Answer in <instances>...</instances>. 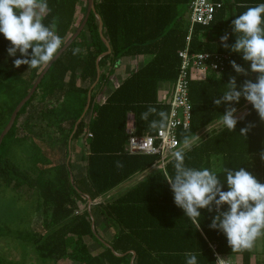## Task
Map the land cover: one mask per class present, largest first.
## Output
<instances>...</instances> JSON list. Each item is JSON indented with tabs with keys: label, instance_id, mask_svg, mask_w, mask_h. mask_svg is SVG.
I'll return each mask as SVG.
<instances>
[{
	"label": "trees",
	"instance_id": "1",
	"mask_svg": "<svg viewBox=\"0 0 264 264\" xmlns=\"http://www.w3.org/2000/svg\"><path fill=\"white\" fill-rule=\"evenodd\" d=\"M79 1L48 0V10L41 14L46 25H56L63 45L71 32ZM210 1L214 5L213 20L207 26H193L188 48L191 53L226 54L229 59L222 72H208L203 79L189 81L191 121L187 129L177 130L181 148L184 136H189L191 142L220 121L225 106H216L213 100L222 95L230 77L236 78L239 88L245 80L255 81L258 75L251 72L250 62L244 61L241 54L225 49L220 37L227 33L228 44H233L236 36L231 28L232 20L260 0ZM189 2L94 0V11L89 14L84 29L48 69L3 138L0 148L6 137L15 135L19 117L33 103L42 106L38 112L47 125L52 121L50 115L63 112L70 117L68 131L62 133L56 142L61 146L63 157L56 181L40 184L0 151V186L19 195L24 194L25 198L38 191V199L42 201L41 209L46 213L44 219L48 231L40 234L29 230L25 233V241L33 245L41 261L54 264L66 261L73 264H185V253L192 252L197 254L199 264H215V251L221 255H241L243 263L248 264L251 249L233 250L222 233L209 228L215 212L200 210L202 218L200 227L196 228L183 210L174 204L170 185L164 179L165 173H174L171 158L163 168L153 169L134 185L107 198L112 191L148 171L160 160L156 155L127 153L124 150L127 127L132 122L135 135L152 136L158 129H151L148 121L141 120V114L150 105L169 114V104L158 100V85L165 82L173 85L177 77L180 64L178 53L185 48L189 33L186 18ZM97 15L102 22V36L109 45L110 53L99 61L100 74L91 90L87 115L74 131L86 106L90 86L96 81V59L107 51L98 31ZM9 46L10 42L0 35V86L11 88L19 83L25 86L17 106L46 65L29 70L26 65L14 67L15 58L7 56ZM77 48L79 52L73 55L72 50ZM138 56L151 58L111 89L103 102H96L94 91L102 84L109 85L108 78L121 59ZM233 60L245 69V74L234 72L230 63ZM102 68L107 71L101 73ZM233 106L237 110L245 108L243 114L236 117V128L233 131L223 126L211 128L183 150L185 164L217 171L222 181V169L241 166L264 183V159H261L264 121L243 97ZM13 110L14 107L10 115ZM153 118L157 117L149 119ZM29 121L31 118L25 123L32 122ZM7 122L8 119L0 132ZM248 125L252 127L241 136L240 130ZM79 140L84 143L81 159L85 162V172L71 183L70 161L68 165L66 161L68 155L73 154V142ZM118 161L121 167L117 166ZM224 190H227L226 187ZM89 201L91 204L87 208ZM95 216L102 218L111 233L108 243L99 239ZM4 234L0 227V238ZM88 239L98 245L99 251L89 250Z\"/></svg>",
	"mask_w": 264,
	"mask_h": 264
},
{
	"label": "clouds",
	"instance_id": "2",
	"mask_svg": "<svg viewBox=\"0 0 264 264\" xmlns=\"http://www.w3.org/2000/svg\"><path fill=\"white\" fill-rule=\"evenodd\" d=\"M37 9L40 12L48 10V0H0V35L10 42L7 56L15 58L13 65L16 68L26 65L29 70L47 65L62 49L63 40L56 25H46ZM231 28L235 42L229 45L226 33L220 37L221 44L225 49L241 54L244 61L250 62L251 72L258 75L255 81L245 80L239 88L236 78L230 77L222 95L213 100L216 106H225L219 122L229 131H233L238 123L237 108L233 105L239 103L241 97L264 121V0L236 16ZM77 52L78 48L72 50L73 55ZM230 63L236 74H245V69L236 61ZM150 117L157 118L150 120ZM141 120L148 121L149 127L155 130L166 125L168 114L150 105L141 114ZM251 127L242 128L240 135L244 136ZM189 143V136H184L182 145ZM261 159H264V152ZM171 161L174 173H165L164 179L170 185L174 204L183 210L187 219L199 228L200 210L215 212L209 228L222 233L231 249L253 248L256 240L264 236V183L241 166L222 169L223 181L217 171L187 166L183 148L171 153ZM117 166H122L119 161ZM185 264H199L197 254L185 253Z\"/></svg>",
	"mask_w": 264,
	"mask_h": 264
},
{
	"label": "rangeland",
	"instance_id": "3",
	"mask_svg": "<svg viewBox=\"0 0 264 264\" xmlns=\"http://www.w3.org/2000/svg\"><path fill=\"white\" fill-rule=\"evenodd\" d=\"M85 9L86 0H80L76 6L74 23L69 36L82 21ZM37 12L40 15L42 14L39 9H37ZM102 72L103 70L101 69V73ZM127 72H129V66L125 62L113 70L114 76L117 80H119V77L123 76V74H126ZM108 79L113 80V78ZM86 86L88 87L87 84ZM103 86L105 85L102 84L101 87L93 93L95 94L96 102H101L105 98V95H102L101 93L104 90L102 89ZM24 87L25 86L21 83L12 86L11 88H8L7 86H0V128L7 121V119L9 120L8 117L10 115V110L13 107L15 108L17 101L24 93ZM41 107V105L33 103L32 106H30L26 112L19 117L17 127L19 136H21V134L28 133L26 134L27 137L32 139V137L36 136L41 138V140L34 138L32 141H24L22 139H18L15 132V135L5 138V142L1 146L0 151L5 154L9 158L10 162L16 165L18 169L27 170L29 176L33 180L43 184L45 181L53 182L52 180H57L56 175L60 172L59 168L63 163V157L61 152H57L58 149L61 150V146H58L57 150H54L51 145L58 142L62 133L68 131L70 117L64 115L63 112V115L61 113L57 115H50V119H52V121L50 125H47L38 112ZM29 118H31V121L34 123L33 126L38 125V123H42V125L37 129H33V127L31 128L30 126L24 127L25 121H28ZM39 143H46L45 148L49 152V161L45 164L46 167L44 170L40 167V161L36 157L39 149H42L44 146V144L41 146ZM83 148L84 143L81 140L73 142L72 144L73 153L75 150L80 153L83 151ZM50 151H56L54 153H56V156L59 158L57 159V157H54L53 152L50 154ZM78 163L79 169L82 171L84 167L81 166H84V164L81 160H78L77 164ZM75 166V161H72V167L75 168ZM50 170L55 173V176H53L52 173L44 174V171L50 172ZM24 196V194L19 195L9 188L0 186V227L5 231V234L0 238V264H54L49 261L44 262L38 259L33 245L28 241H25V233L29 230L34 228V231L44 234L48 231V226L46 225L44 219L46 213L41 210L42 201L38 199V191L28 198H25ZM83 207L84 205L81 206L82 209H84ZM38 213H40L41 216L38 217L39 223L36 225L35 218ZM102 221L100 222L99 217L95 216V226L99 235L102 238L107 239L105 233L102 232L105 228L107 231L109 230L105 225L106 223ZM100 236L99 239H101ZM87 244L89 250L93 252L95 246L94 242L88 239ZM58 264L73 263L66 261Z\"/></svg>",
	"mask_w": 264,
	"mask_h": 264
},
{
	"label": "built area",
	"instance_id": "4",
	"mask_svg": "<svg viewBox=\"0 0 264 264\" xmlns=\"http://www.w3.org/2000/svg\"><path fill=\"white\" fill-rule=\"evenodd\" d=\"M187 10L189 33L186 38L185 48L178 53L180 64L168 101L170 107L168 120L166 125L158 129L152 136L135 135L133 127L130 124L127 127V141L124 150L131 155H156L159 157V161H162L170 157L174 151L181 149L177 140V130L179 128L187 129L191 121L189 81L191 79H203L208 72H222L225 62L229 59V56L226 54L207 52L191 53L189 51L188 44L193 26L209 25L213 20L214 5L210 0H190ZM88 137H90V134H88ZM214 258L215 264H217L218 258L219 264H230L223 256L215 251Z\"/></svg>",
	"mask_w": 264,
	"mask_h": 264
},
{
	"label": "crops",
	"instance_id": "5",
	"mask_svg": "<svg viewBox=\"0 0 264 264\" xmlns=\"http://www.w3.org/2000/svg\"><path fill=\"white\" fill-rule=\"evenodd\" d=\"M187 17H188V13H187L186 18ZM150 58H151V56H138V57H126V58L121 59L120 64L118 66H120L123 62H125L129 66V72H127L126 74H123V76H120L119 77V80H117L115 78V76H114V73H112L109 78H113V80L112 79H109V85L108 86H106V85L103 86L102 89H104V90H103V92H101L102 95H105V98H106V96L111 92V90H110L111 89V86H112V89L115 88V87H117L128 75H130L133 71L137 70L139 67L143 66L147 61L150 60ZM102 70H103L102 73H105L107 71V70H105V68H102ZM96 82H97V80L94 83H96ZM92 85L90 86V88L92 87ZM171 92H172V84H169L167 82H165V83H159V85H158V100H159V102H161V103L162 102L163 103H168V101L170 99V96H171ZM243 109H244V107H242V108H240V109L237 110V112H236L238 114L237 117L239 115L243 114V112H244ZM33 124H34L33 122H31V123H25L24 127L30 126L31 128L33 127V129H37V128H39L42 125V123H38V125H36V126H31ZM130 124L132 126V122H130L129 125ZM16 134H17L16 137L18 139H22L24 141L25 140H31L32 141V139H34V138H37V139H40L41 140V138H38L36 136L35 137H32V139L30 137H27L26 134H28V133H26V134L24 133V134H21V136H19L18 135V130L16 131ZM39 144H41V146H42V144H44V146H43L42 149L41 148L39 149L36 157L40 161V164H39L40 167H42L43 170H44L45 167H46L45 164H47V161H49V152L45 148V146H46L45 144L46 143H39ZM51 147H52V149L57 150L58 143H56V142L53 143L51 145ZM52 152L54 153L56 151H50V154ZM57 152H62V151L58 149ZM82 153L83 152H80L79 153L77 150H75V152L72 155H70V157H69V161H70L69 181L71 183L73 182L74 179H78V178H80L81 176L84 175V172H85V162L81 159V154ZM54 157H57V159L59 158L58 156H56V153H54ZM71 160L72 161H75V163H76L75 168L72 167V161ZM78 160H81L82 163L84 164V166L83 165L81 166V167H84V169H82V171H80V169H79V163L77 164ZM69 161H68V164H69ZM66 164H67V161H66ZM51 166H54V165H51ZM161 168H163V167H161ZM25 171H27V170H25ZM49 173H52L53 176H55V173L52 172V170H50V172L44 171V174H49ZM140 175H138L136 177H133L131 180H129L128 182H126L124 185H122L119 188H117L114 191H112L107 196V198H110V197L118 194V192L122 191L126 187H129V186L134 185L139 180L138 177ZM52 181H54V180H52ZM45 182H49V181H45ZM97 202H100V201H97ZM86 206H87V208H89V203L88 202H87V205ZM39 216H41L40 213H38L37 216H36V218H35L36 225L39 223V221H38V217ZM99 220L101 222L102 221V218L99 217ZM32 230H34V228ZM34 232H36V231H34ZM102 233H105L107 239L102 238L100 235L99 236L101 237V239L105 243H108L109 242V239L111 238L110 231H107V229L105 228ZM96 251H99L98 245L97 246L96 245L94 246L93 252H96ZM221 256H223V258L226 261H228L230 264H244L243 263V258H242L241 255H221ZM248 264H264V236L258 238L256 240V242L254 243L253 248H251V255H250V258L248 260Z\"/></svg>",
	"mask_w": 264,
	"mask_h": 264
},
{
	"label": "water",
	"instance_id": "6",
	"mask_svg": "<svg viewBox=\"0 0 264 264\" xmlns=\"http://www.w3.org/2000/svg\"><path fill=\"white\" fill-rule=\"evenodd\" d=\"M94 11V0H86V9H85V13H84V16H83V19L82 21L79 23L78 27L72 32V34L68 37V39L65 41L64 45L62 46V49L58 51L57 55L54 57V59L49 62L43 69L42 71L39 73L38 77L35 79L33 85L31 86L29 92L27 93V95L17 104V106L14 108L13 112L11 113L10 117H9V120L6 124V126L3 128V130L0 132V145L2 143V140L3 138L7 135V133L10 131V129L12 128L13 124H14V121L16 119V116L17 114L19 113V111L21 110V108L26 104V102L32 97L33 93L35 92L37 86L40 84L42 78L44 77V75L46 74V72L48 71V69L51 67V65L61 57V55L70 47V45L72 44V42L79 36V34L81 33V31L84 29L85 25H86V22L88 20V17H89V14L91 12ZM97 20H98V31H99V34L101 35V38H102V41L105 45V47L107 48V51L103 54H101L97 59H96V70H97V75H96V80H98L99 78V61L100 59L109 54L110 53V48H109V45L107 43V41L103 38L102 36V22L99 18V16L97 15L96 16ZM95 83L92 85V87L89 89L88 91V95H87V100H86V106L84 108V111L80 117V119L77 121L75 127H74V131L77 127V124L79 123V121L85 117L86 115V112H87V109L89 107V103H90V96H91V90L92 88L94 87ZM245 109V108H244ZM243 109V110H244ZM237 113H235V116L237 117ZM222 124H220V122L216 125H214L213 127L211 128H219L221 127ZM210 128V129H211ZM210 129H208L205 133H207ZM74 131L72 132L71 136L73 135ZM205 133H203L202 135H200L198 138L192 140L188 145H184L182 148L183 150L184 149H187L188 147H190L191 145H193L199 138L203 137L205 135ZM71 136L69 138V141H68V150L70 152V139H71ZM69 157H70V154L68 155L67 157V164H68V161H69ZM170 157L162 160V161H159L157 162L152 168H150L148 171L144 172L143 174H141L138 179H141L145 174L149 173L150 171H152L153 169L155 168H161L163 166V164H165L167 162L168 159H170ZM89 204H91V202L89 201ZM92 229H93V225H92ZM133 254V253H132ZM134 255V254H133Z\"/></svg>",
	"mask_w": 264,
	"mask_h": 264
}]
</instances>
